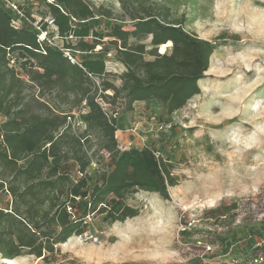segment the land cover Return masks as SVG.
Wrapping results in <instances>:
<instances>
[{
    "label": "rangeland",
    "instance_id": "obj_1",
    "mask_svg": "<svg viewBox=\"0 0 264 264\" xmlns=\"http://www.w3.org/2000/svg\"><path fill=\"white\" fill-rule=\"evenodd\" d=\"M13 1L14 27L36 31L39 41L71 54L47 11L45 2L52 0ZM84 1L97 15L92 27L104 34L113 24L130 30L133 17L153 14L180 22L213 47L198 92L172 112L156 99L128 107L119 42L105 36L94 50L106 59L105 74L84 87L114 117L117 148H149L174 182L168 199L140 188L125 191L121 200L137 210L135 216L108 222L91 214L82 233L52 251L36 257L25 250L11 259L0 254V264H264V0ZM137 44L144 47L143 61L172 52L169 41L150 50L151 35L129 37L126 47ZM18 53L12 54L14 63L0 57V87L10 79L9 68L18 77L12 94L0 98V133L36 117L60 115L79 135L85 128L79 119L86 110L82 93L69 91L67 81L52 86L32 81L28 68L19 67L24 59ZM75 55L72 60L81 54ZM102 83L118 92L103 91ZM97 145L91 138L87 153ZM106 163L107 156L99 163L91 159L88 174L94 177ZM77 176L73 170L71 179ZM0 177L10 179L1 162ZM10 204V195L0 191V206ZM65 213L70 215L69 208ZM52 223L45 228L49 236L59 231Z\"/></svg>",
    "mask_w": 264,
    "mask_h": 264
},
{
    "label": "trees",
    "instance_id": "obj_2",
    "mask_svg": "<svg viewBox=\"0 0 264 264\" xmlns=\"http://www.w3.org/2000/svg\"><path fill=\"white\" fill-rule=\"evenodd\" d=\"M45 5L57 34L71 52L70 58L62 50L39 41L36 31L14 27L12 12L1 4L0 57L14 63L12 54L17 51L24 59L19 67L28 68L32 81L44 86L67 81L69 91H80L86 110L79 119L85 128L79 135L74 134L60 115L53 120L36 117L10 130L1 128L0 162L10 179L0 177V191L5 190L11 197L10 207L0 206V254L4 259L25 250L41 257L43 251L50 252L55 244L82 233L91 214H100L108 222L135 216L137 210L121 200L131 188L156 192L163 199L169 197L167 187L174 182L170 171L149 148L119 150L114 138V117L84 87L91 77L105 74L106 59L94 51L102 39L108 36L118 41L123 52L119 61L125 67V104L130 107L135 101L156 99L166 104L169 112L198 92L197 82L208 67L213 48L208 41L185 31L180 22H164L153 14L133 17L130 30L113 24L110 33L104 34L92 27L91 21L97 15L84 0H52ZM148 35L153 46L150 50L169 41L171 54L143 61V45L126 47L129 37L140 39ZM75 53L81 55L72 60ZM8 70L10 79L0 87V98L3 93L12 94L14 80H18L13 69ZM102 89L118 92L106 83H102ZM60 126L63 128L58 130ZM91 138L98 145L88 154L86 147ZM104 156L106 166L94 177L89 175L91 159L99 163ZM73 170L78 174L75 180L71 179ZM50 220L59 228L53 236L45 231Z\"/></svg>",
    "mask_w": 264,
    "mask_h": 264
},
{
    "label": "built area",
    "instance_id": "obj_3",
    "mask_svg": "<svg viewBox=\"0 0 264 264\" xmlns=\"http://www.w3.org/2000/svg\"><path fill=\"white\" fill-rule=\"evenodd\" d=\"M0 4L6 8V9H15L16 10V5L13 0H0ZM70 58V56H68Z\"/></svg>",
    "mask_w": 264,
    "mask_h": 264
}]
</instances>
